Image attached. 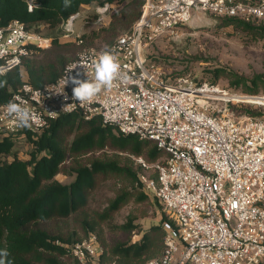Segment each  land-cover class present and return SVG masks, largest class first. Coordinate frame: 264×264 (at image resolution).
Masks as SVG:
<instances>
[{
	"label": "built area",
	"instance_id": "built-area-1",
	"mask_svg": "<svg viewBox=\"0 0 264 264\" xmlns=\"http://www.w3.org/2000/svg\"><path fill=\"white\" fill-rule=\"evenodd\" d=\"M25 1L32 9L38 0ZM105 5L109 11L110 3L98 7ZM196 12L259 20L264 18V0H145L139 20L111 48L85 47L55 81L42 87L25 82L13 92L10 101L33 114L31 128L19 127L7 113L10 101L0 103V134L26 129L37 134L52 119L77 112L85 119L99 115L123 134L152 140L166 156L152 164L143 157L135 160L142 168L144 190L160 201L167 215L166 236L162 255L144 264H263L264 119L238 114L242 102L263 99L189 76L164 78L145 53L148 44L176 33ZM74 20L72 30L65 28L68 20L62 23L64 37L74 34ZM52 38L20 20L11 21L0 27V66L21 65L34 47H48ZM106 51L116 55L120 75L91 101L74 100L76 85L71 80L65 84L67 77L80 72L79 79L94 80V62ZM69 251L75 264H119L107 259L96 233L70 244Z\"/></svg>",
	"mask_w": 264,
	"mask_h": 264
},
{
	"label": "trees",
	"instance_id": "trees-1",
	"mask_svg": "<svg viewBox=\"0 0 264 264\" xmlns=\"http://www.w3.org/2000/svg\"><path fill=\"white\" fill-rule=\"evenodd\" d=\"M126 1L128 10L121 14L117 33L110 35L106 47L109 49L119 36L132 29L141 15L145 0H69L70 7L67 9L64 7L65 0H38L32 9L28 8L25 0H0V27L17 19L36 32L40 31V24L55 29L71 15L80 12L83 6ZM222 22L224 25L243 27L255 37L264 38V21L256 23L237 16H225ZM81 39L82 51L88 45L85 37ZM81 51L78 52L74 43H61L57 38L48 47H34V54L25 56L21 65L0 75V82L7 81L6 86L0 88V103L9 102L13 92L25 82L42 87L55 81ZM232 74L235 77L232 83L244 85L245 92L250 94H257L259 80L264 81L258 76L249 85L248 79ZM209 82L217 83L216 79ZM242 113L260 115L255 109L239 108L238 114ZM18 137L30 143L27 158L19 156L16 147ZM104 149L129 152L135 157H143L150 164L166 156L165 151L152 140L123 134L115 126L104 123L99 115L85 119L77 112L52 119L37 134L27 129L16 135L0 134V257H6L5 264H75L69 251L70 244L91 233H96L103 243L93 225L86 228L83 237H76L74 232L65 234L55 231L50 225L69 219L85 208L92 193L109 177L123 176L132 182L133 187L119 190L103 212L104 219L113 217L133 198L136 190L139 191V200L155 198L144 190L139 178L142 168L136 160L129 164L105 156H95L87 161L81 159L84 155ZM60 173L74 178L70 183H63L57 179ZM157 175V171L151 172L152 177L157 178ZM166 219L167 215L163 212L161 223L144 231L139 241L117 243L111 249V257H118L119 264H144L161 256L165 249L163 222ZM135 227L133 217L122 225L123 229L131 231ZM111 257L108 260L112 261Z\"/></svg>",
	"mask_w": 264,
	"mask_h": 264
},
{
	"label": "rangeland",
	"instance_id": "rangeland-1",
	"mask_svg": "<svg viewBox=\"0 0 264 264\" xmlns=\"http://www.w3.org/2000/svg\"><path fill=\"white\" fill-rule=\"evenodd\" d=\"M127 3L128 1L110 3V9L103 20H99L100 14L96 10L99 5L83 6L79 17L74 20L75 32L68 37H64L61 26L52 29L40 24L38 32L43 36L53 37L52 42L57 38L61 43H74L78 46V52L83 48L79 44L82 36L85 37L88 45L86 47L107 49L108 41L111 39L110 35L118 30L117 25L121 20V14L128 10L125 7ZM254 21L260 23L264 21V18ZM254 35L243 27L224 25L222 17L208 12H196L193 18L180 27L176 33L164 34L148 44L145 47V53L149 64L154 65L164 78L189 76L199 81L216 79L219 85L230 91L264 98V81L262 80H259L257 84V94L247 93L244 85L237 86L232 83L235 78L232 73L248 79L249 85L253 78L258 76L264 78V38ZM218 68L220 70L216 71ZM243 108L255 109L260 113L259 117L264 119V99L260 103L242 102L241 109ZM16 147L21 158L29 156L30 143L27 139L18 137ZM95 156L114 158L121 163L129 164L136 159L129 152L113 149H104L84 155L81 159L87 161ZM73 178L63 173L57 175V179L63 183H70ZM132 187V182L123 176L109 177L102 181L92 193L85 208L69 219L51 223L50 227L55 231L58 230L65 234L74 232L76 237H83L86 228L93 225L105 245L108 259L113 255L111 249L117 243L139 241L144 231L161 223L164 210L159 201L151 197L139 200L138 190L113 217L103 218V212L119 190L132 189ZM129 217H133L137 225L132 231L122 228ZM117 258L111 257L110 259L113 261Z\"/></svg>",
	"mask_w": 264,
	"mask_h": 264
},
{
	"label": "clouds",
	"instance_id": "clouds-1",
	"mask_svg": "<svg viewBox=\"0 0 264 264\" xmlns=\"http://www.w3.org/2000/svg\"><path fill=\"white\" fill-rule=\"evenodd\" d=\"M65 9L70 7L69 0H65L64 3ZM109 5H105L103 8H97V12L101 14V16L108 11ZM75 19L74 16H70L65 28L66 30H72L73 23L72 21ZM81 65H85V61L81 60ZM95 68V79L83 81L79 79L81 75L80 72H77L75 76H68L65 84L71 80V82L76 85L73 89V99L79 100L82 104L84 102L91 101L97 94L101 92L104 88H110L113 84V81L118 78L120 75V64L116 55H114L111 51H106L100 54L98 59L94 62ZM9 68L0 66V75L6 74L9 71ZM127 79V77H125ZM7 81L0 82V88L5 87ZM7 113L10 116H13L14 119L18 122L19 127L23 128H31L32 121L34 120L33 114L27 107L22 106L20 103H15L10 101L7 106ZM7 252V250H5ZM6 257H0V264H5Z\"/></svg>",
	"mask_w": 264,
	"mask_h": 264
},
{
	"label": "bare ground",
	"instance_id": "bare-ground-1",
	"mask_svg": "<svg viewBox=\"0 0 264 264\" xmlns=\"http://www.w3.org/2000/svg\"><path fill=\"white\" fill-rule=\"evenodd\" d=\"M258 98H263V97H258ZM264 99V98H263Z\"/></svg>",
	"mask_w": 264,
	"mask_h": 264
}]
</instances>
